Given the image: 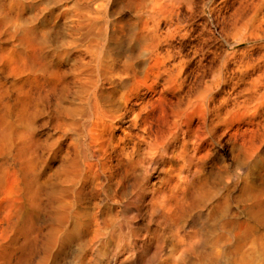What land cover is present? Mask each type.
<instances>
[{
	"label": "bare ground",
	"instance_id": "bare-ground-1",
	"mask_svg": "<svg viewBox=\"0 0 264 264\" xmlns=\"http://www.w3.org/2000/svg\"><path fill=\"white\" fill-rule=\"evenodd\" d=\"M227 11L0 0V264H264V65L230 67Z\"/></svg>",
	"mask_w": 264,
	"mask_h": 264
},
{
	"label": "rangeland",
	"instance_id": "rangeland-1",
	"mask_svg": "<svg viewBox=\"0 0 264 264\" xmlns=\"http://www.w3.org/2000/svg\"><path fill=\"white\" fill-rule=\"evenodd\" d=\"M227 24L230 51L234 52L233 38L236 35L252 41L237 47L238 52L230 66L233 71H237L247 60L259 62L260 66H263L264 0H228ZM220 31L219 24L211 34L205 36L204 52L209 59L217 57L223 49Z\"/></svg>",
	"mask_w": 264,
	"mask_h": 264
}]
</instances>
